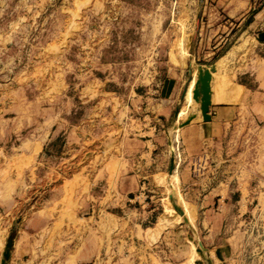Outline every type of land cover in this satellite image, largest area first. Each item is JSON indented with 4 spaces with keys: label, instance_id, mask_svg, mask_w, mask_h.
Wrapping results in <instances>:
<instances>
[{
    "label": "rangeland",
    "instance_id": "obj_1",
    "mask_svg": "<svg viewBox=\"0 0 264 264\" xmlns=\"http://www.w3.org/2000/svg\"><path fill=\"white\" fill-rule=\"evenodd\" d=\"M223 15L216 0H0V259L12 238L7 264H264L263 127L224 166L193 162L229 179L222 208L196 206L173 161L157 174V89L183 68L180 116L200 112L198 68L243 25Z\"/></svg>",
    "mask_w": 264,
    "mask_h": 264
},
{
    "label": "crops",
    "instance_id": "obj_2",
    "mask_svg": "<svg viewBox=\"0 0 264 264\" xmlns=\"http://www.w3.org/2000/svg\"><path fill=\"white\" fill-rule=\"evenodd\" d=\"M253 1L216 0L224 18L238 22L233 25H243L236 41L222 55L226 59L217 63L212 74V80L217 81L211 82L209 121H203L197 111L192 117L180 116L182 108L187 107L181 89L183 86L186 90L190 81L183 68L161 81L157 89V174H165L174 164L170 177L179 178L182 191L195 194L198 200L193 203L207 210L216 202L221 208L225 206L224 198L233 191L232 185L229 179L220 177L221 170L199 169L193 162L205 161L207 156L224 166L230 160L228 150L239 142L244 130L264 128V0H259L258 8L248 16ZM149 142L153 143V138ZM178 145L180 153L173 154V147ZM177 155L192 164L179 167L174 159ZM209 177L215 178L214 185L206 184ZM197 193L203 197L198 198ZM139 197L140 193L135 195Z\"/></svg>",
    "mask_w": 264,
    "mask_h": 264
},
{
    "label": "water",
    "instance_id": "obj_3",
    "mask_svg": "<svg viewBox=\"0 0 264 264\" xmlns=\"http://www.w3.org/2000/svg\"><path fill=\"white\" fill-rule=\"evenodd\" d=\"M215 66H199L198 77L194 83L192 89V98L195 102H199V110L203 121H209L210 116L208 114L209 106L211 104V81L212 73L215 72ZM176 210L183 214V212L176 207ZM13 246V239H7L4 244L0 264H7L11 256V248Z\"/></svg>",
    "mask_w": 264,
    "mask_h": 264
},
{
    "label": "bare ground",
    "instance_id": "obj_4",
    "mask_svg": "<svg viewBox=\"0 0 264 264\" xmlns=\"http://www.w3.org/2000/svg\"><path fill=\"white\" fill-rule=\"evenodd\" d=\"M222 60V59H221ZM188 96L190 97V90L188 91Z\"/></svg>",
    "mask_w": 264,
    "mask_h": 264
},
{
    "label": "trees",
    "instance_id": "obj_5",
    "mask_svg": "<svg viewBox=\"0 0 264 264\" xmlns=\"http://www.w3.org/2000/svg\"><path fill=\"white\" fill-rule=\"evenodd\" d=\"M254 11H255V10H254ZM254 11H253V12H254Z\"/></svg>",
    "mask_w": 264,
    "mask_h": 264
}]
</instances>
